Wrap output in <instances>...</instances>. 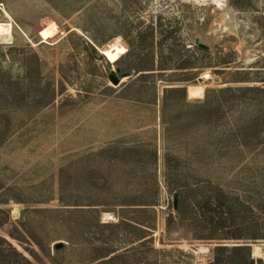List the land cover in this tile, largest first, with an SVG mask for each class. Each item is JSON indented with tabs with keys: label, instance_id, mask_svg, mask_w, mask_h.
<instances>
[{
	"label": "rangeland",
	"instance_id": "obj_1",
	"mask_svg": "<svg viewBox=\"0 0 264 264\" xmlns=\"http://www.w3.org/2000/svg\"><path fill=\"white\" fill-rule=\"evenodd\" d=\"M0 22V264H264V0H0Z\"/></svg>",
	"mask_w": 264,
	"mask_h": 264
},
{
	"label": "bare ground",
	"instance_id": "obj_2",
	"mask_svg": "<svg viewBox=\"0 0 264 264\" xmlns=\"http://www.w3.org/2000/svg\"><path fill=\"white\" fill-rule=\"evenodd\" d=\"M52 24V23H51ZM56 26V25H55ZM56 28L54 25H48L45 28V31L48 33V35L54 36V31ZM12 23L10 22H0V37H9L12 34ZM126 52L125 47H123L120 44H112L108 48H105L102 50V54H104L107 59L111 62H116L123 54ZM209 77V75H207ZM204 93V87L201 85H190L189 86V95L192 97H202ZM255 254H259V247L255 246Z\"/></svg>",
	"mask_w": 264,
	"mask_h": 264
},
{
	"label": "trees",
	"instance_id": "obj_3",
	"mask_svg": "<svg viewBox=\"0 0 264 264\" xmlns=\"http://www.w3.org/2000/svg\"><path fill=\"white\" fill-rule=\"evenodd\" d=\"M205 49V48H204ZM96 50V49H95ZM251 87H247L246 89L248 90V89H250ZM240 89H243V88H240ZM215 92H217V93H221V94H224V93H228V92H233V91H235L234 90V88L233 87H226V88H223V89H217V90H214ZM210 92L211 91H209L208 90V92H207V95H206V105L207 104H209V94H210ZM245 139V138H244ZM143 238H145V237H143Z\"/></svg>",
	"mask_w": 264,
	"mask_h": 264
}]
</instances>
